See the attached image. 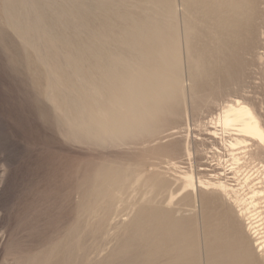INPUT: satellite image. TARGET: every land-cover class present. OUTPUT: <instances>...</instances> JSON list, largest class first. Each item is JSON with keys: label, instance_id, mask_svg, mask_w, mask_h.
Returning <instances> with one entry per match:
<instances>
[{"label": "rangeland", "instance_id": "1", "mask_svg": "<svg viewBox=\"0 0 264 264\" xmlns=\"http://www.w3.org/2000/svg\"><path fill=\"white\" fill-rule=\"evenodd\" d=\"M212 1L0 0V264H264V197L248 220L205 190L213 241L201 211L229 160L209 117L240 101L264 125V0H231L230 36ZM250 143L238 183L264 191Z\"/></svg>", "mask_w": 264, "mask_h": 264}, {"label": "bare ground", "instance_id": "2", "mask_svg": "<svg viewBox=\"0 0 264 264\" xmlns=\"http://www.w3.org/2000/svg\"><path fill=\"white\" fill-rule=\"evenodd\" d=\"M245 1L246 0H244V2ZM241 2L243 3L242 0ZM234 4L237 5V2H235ZM210 6L212 7V4ZM230 6H231V0H227L226 5L225 3L223 5L220 4L217 7L218 16L216 17L217 21H219L220 27L223 26V28H225V32L229 34V36L230 34L232 35L233 33L234 20L235 18H238V16L235 17L233 15L232 9ZM236 10H239L240 12L242 10V7L239 9L238 7H236ZM226 59H227L226 64H230V61H229L230 58L228 57ZM206 69L207 67L204 66L203 70H206ZM207 124L209 125L211 129H207L206 134L210 137L209 140H212V143H213L210 153L214 154L215 152H218L220 154L221 151L218 149V141H221L224 145L226 152H228V156H229V160L226 159L227 161L222 162V160L219 159L214 164L217 168L222 167L224 169L223 172H225L224 174L221 173L218 175L217 174L211 175L210 178L213 179V181H211V179L207 182L199 181L200 182L199 184H201V187L203 189V191H201V196H200L201 211L205 218L206 230L209 234L210 239H212L213 241V239L216 238V231H217L216 222L213 220V216H215V212L217 211V201L216 199L212 197V194H210L209 192H205V190L206 191L217 190L221 192L226 197L227 200H230L234 203L235 208L239 212V216L245 218L250 215V218L248 217V220H250L253 217L252 215L253 212L256 211V209L260 205V203L258 202V199L261 197H264V191L260 190L258 187L260 183L258 182V183L253 184V182H255L256 180H259L261 177L255 178L254 175H250V176H247L244 186H242L243 184L241 185L240 183H238L237 173L240 171L239 166L241 165V158L239 157L240 154L236 152L237 150L239 151L240 148L248 149L249 145L251 144L250 143L251 141H254L259 146L264 147V125L262 124L260 118L258 117L257 113L254 111V109L243 104L240 101H237L236 104H233L230 102L223 104L221 107V110L217 114L209 117ZM204 130H205V127H204ZM247 149H244L242 151V153L244 154V157L247 156L248 154ZM229 161H231L230 164H228ZM261 168H263V171L256 172V173H259L263 177V180H264V166ZM228 173H231L233 175L229 178H233L237 183L230 184L228 183V180L221 181L220 176L225 177V175ZM251 183L253 185H251L250 192L245 193L244 191L245 187L247 185L249 187V184ZM224 217H225V223H226L225 224L226 231L230 233L232 236L233 234L234 235L236 234L235 238L239 239L238 232L235 229L236 221L233 216V211L230 210L229 212L226 213V215H224ZM193 220H194L195 227H197L198 226L197 213L194 214ZM252 220L248 223V225L246 224L247 225L246 231L249 234L251 239L254 238L255 236H258L259 230H260V229L257 230V226H255L257 221L253 223ZM261 238L255 239V242L258 244L256 245L259 248L258 250L260 252L263 251L262 249L263 244L258 243L261 240ZM246 241H247V238H246ZM245 246L247 247V245ZM247 248H249V245Z\"/></svg>", "mask_w": 264, "mask_h": 264}]
</instances>
